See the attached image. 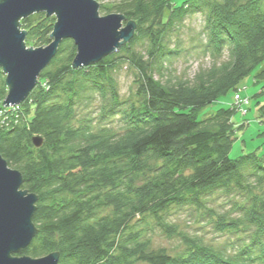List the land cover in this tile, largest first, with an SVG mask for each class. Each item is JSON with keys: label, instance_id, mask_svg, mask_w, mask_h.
<instances>
[{"label": "trees", "instance_id": "obj_1", "mask_svg": "<svg viewBox=\"0 0 264 264\" xmlns=\"http://www.w3.org/2000/svg\"><path fill=\"white\" fill-rule=\"evenodd\" d=\"M176 1L101 6L102 13L135 23L132 39L78 69L73 41L63 40L18 106L3 107L8 89L0 69V156L21 174V190L37 197V233L13 257L58 253L59 264H264V157L230 158L233 106L199 119L257 68L254 80L264 83V0ZM194 15L202 18V52L212 63L192 78L156 79L179 54L166 41ZM55 22L45 13L21 19L26 47L50 44ZM141 44L145 55L136 52ZM124 63L135 71V89L122 99L116 77ZM258 96L264 98V84ZM95 100L99 105L90 109ZM257 106L264 120V101ZM33 138L42 145L35 147ZM220 193L237 198L229 212L210 206ZM179 210L235 235V251L181 231L171 219ZM155 230L179 239L182 249L174 255L153 249Z\"/></svg>", "mask_w": 264, "mask_h": 264}, {"label": "water", "instance_id": "obj_2", "mask_svg": "<svg viewBox=\"0 0 264 264\" xmlns=\"http://www.w3.org/2000/svg\"><path fill=\"white\" fill-rule=\"evenodd\" d=\"M35 13L56 19L50 44L37 49L26 47L27 34L19 25ZM135 29L123 15L100 16L95 0H0V69L8 89L3 107L25 101L63 40L73 41L77 52L72 65L78 69L116 52ZM33 144L40 147L42 140L33 138ZM21 185V174L0 156V264H59L58 253L37 259L12 256L27 248L37 233L32 223L37 197Z\"/></svg>", "mask_w": 264, "mask_h": 264}, {"label": "rangeland", "instance_id": "obj_3", "mask_svg": "<svg viewBox=\"0 0 264 264\" xmlns=\"http://www.w3.org/2000/svg\"><path fill=\"white\" fill-rule=\"evenodd\" d=\"M99 5V15L105 16L101 12V6L111 7L119 0H95ZM174 2V0H173ZM175 4L177 1L175 0ZM168 11H165V15ZM125 23L123 24V26ZM203 27L202 18L199 15L188 16L183 22L175 28L170 38L166 41L168 47L178 50L177 56H172L168 61L164 62V70L155 75L156 79L163 82L174 77L192 78L201 68H208L212 63L207 55H203L202 44L203 35H201ZM41 46H28L27 48L37 49ZM144 46L136 47V52H143ZM144 52L142 53V55ZM145 55V54H144ZM146 58V56H144ZM259 68L249 74L235 90H230L225 96L212 103L210 107L200 111L199 119L214 114L220 108H229L233 106L235 113L232 117V125L234 128V141L232 143L230 158L237 159L241 156L254 153L257 156L264 157V120L260 119L257 113V103H263L264 98L258 96L263 82H255L254 76ZM134 69L129 63H124L117 72V82L120 97L125 99L134 92ZM5 78V76L3 75ZM239 97L241 101L235 104L234 100ZM99 100H95L90 109L98 106ZM97 103V104H96ZM236 197H230L223 193L213 196L211 205L218 212H229L233 208ZM172 221L178 225V228L190 235H198L209 245H213L220 250L232 254L235 235L221 234L216 231L214 224H210L205 219H200L191 210H179L172 216ZM151 246L153 249H164L168 254L174 255L182 249V244L177 238H168L161 234L158 230L152 234Z\"/></svg>", "mask_w": 264, "mask_h": 264}, {"label": "built area", "instance_id": "obj_4", "mask_svg": "<svg viewBox=\"0 0 264 264\" xmlns=\"http://www.w3.org/2000/svg\"><path fill=\"white\" fill-rule=\"evenodd\" d=\"M235 100H236V101H235V104H239V103L241 102V101L239 100V97H238V96L235 97Z\"/></svg>", "mask_w": 264, "mask_h": 264}]
</instances>
